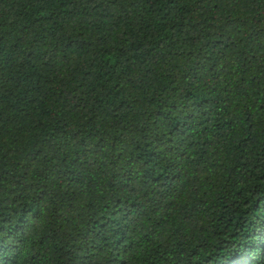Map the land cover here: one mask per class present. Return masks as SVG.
I'll list each match as a JSON object with an SVG mask.
<instances>
[{
    "label": "trees",
    "instance_id": "obj_1",
    "mask_svg": "<svg viewBox=\"0 0 264 264\" xmlns=\"http://www.w3.org/2000/svg\"><path fill=\"white\" fill-rule=\"evenodd\" d=\"M0 264H264V0H0Z\"/></svg>",
    "mask_w": 264,
    "mask_h": 264
}]
</instances>
